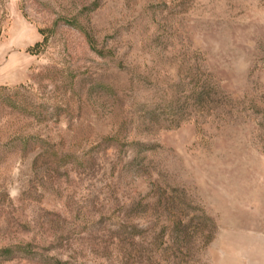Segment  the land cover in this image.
I'll return each mask as SVG.
<instances>
[{
  "label": "rangeland",
  "instance_id": "1",
  "mask_svg": "<svg viewBox=\"0 0 264 264\" xmlns=\"http://www.w3.org/2000/svg\"><path fill=\"white\" fill-rule=\"evenodd\" d=\"M0 264H264V0H0Z\"/></svg>",
  "mask_w": 264,
  "mask_h": 264
},
{
  "label": "trees",
  "instance_id": "2",
  "mask_svg": "<svg viewBox=\"0 0 264 264\" xmlns=\"http://www.w3.org/2000/svg\"><path fill=\"white\" fill-rule=\"evenodd\" d=\"M9 251V250H8Z\"/></svg>",
  "mask_w": 264,
  "mask_h": 264
}]
</instances>
